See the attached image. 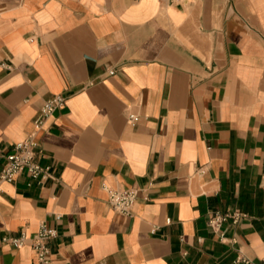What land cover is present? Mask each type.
I'll return each mask as SVG.
<instances>
[{"label":"crops","instance_id":"0c3cea01","mask_svg":"<svg viewBox=\"0 0 264 264\" xmlns=\"http://www.w3.org/2000/svg\"><path fill=\"white\" fill-rule=\"evenodd\" d=\"M56 94L51 176L1 184L0 264H35L41 224L52 264H264V0H0V172Z\"/></svg>","mask_w":264,"mask_h":264},{"label":"built area","instance_id":"2783aa9c","mask_svg":"<svg viewBox=\"0 0 264 264\" xmlns=\"http://www.w3.org/2000/svg\"><path fill=\"white\" fill-rule=\"evenodd\" d=\"M160 1L163 4L171 5L176 0ZM66 101L67 97L64 94H56L44 102L38 116L34 120L35 132L30 134L25 140L17 143L11 152L5 156L4 166L0 172V192L1 184L15 181L23 172H26L39 186H43L44 181L51 176L49 168L42 166L40 163L42 149L37 134L44 128L47 120L60 108L65 106ZM138 120V116H129V121L132 123H136ZM108 194V203L115 211L126 217L132 216L133 206L139 197V190L108 189ZM245 218H247V214L238 209L227 211L214 210L209 215L207 225L214 233L219 235L221 240H225V232L223 231L225 224L229 221H232L233 224H238ZM56 237L57 231L55 229L50 228L46 224H41L38 232L32 237L31 242V247L35 254V264H52V242ZM26 241L27 235L25 233L15 238H3V242L11 244L15 248L24 246ZM238 262L242 264H256L245 256H239Z\"/></svg>","mask_w":264,"mask_h":264}]
</instances>
